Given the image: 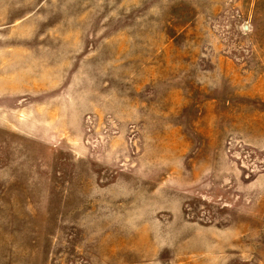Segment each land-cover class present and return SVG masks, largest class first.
<instances>
[{
	"label": "rangeland",
	"instance_id": "374dc122",
	"mask_svg": "<svg viewBox=\"0 0 264 264\" xmlns=\"http://www.w3.org/2000/svg\"><path fill=\"white\" fill-rule=\"evenodd\" d=\"M0 264H264V0H0Z\"/></svg>",
	"mask_w": 264,
	"mask_h": 264
}]
</instances>
